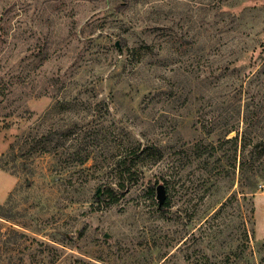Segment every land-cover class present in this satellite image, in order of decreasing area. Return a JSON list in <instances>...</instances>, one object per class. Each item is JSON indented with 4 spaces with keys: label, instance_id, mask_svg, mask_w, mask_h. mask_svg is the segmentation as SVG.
<instances>
[{
    "label": "rangeland",
    "instance_id": "obj_1",
    "mask_svg": "<svg viewBox=\"0 0 264 264\" xmlns=\"http://www.w3.org/2000/svg\"><path fill=\"white\" fill-rule=\"evenodd\" d=\"M233 127L261 149L264 0H0V264H264Z\"/></svg>",
    "mask_w": 264,
    "mask_h": 264
},
{
    "label": "trees",
    "instance_id": "obj_2",
    "mask_svg": "<svg viewBox=\"0 0 264 264\" xmlns=\"http://www.w3.org/2000/svg\"><path fill=\"white\" fill-rule=\"evenodd\" d=\"M48 58V55H44L41 57V60H45ZM247 125V118L244 120ZM231 130H236V133L226 139V140H232L236 144L240 141L241 145V157L239 159L238 167H239V185L240 189H246V192L253 193L255 189H257L258 180L264 179V174L262 175L260 173H256L255 170H250L249 166L253 162H256L257 159L262 158L261 156H264V144L262 145L261 149H258V143L255 141H252L251 138L248 137L247 133L245 131L239 132L238 129H227L226 134H228ZM250 149H247V145L251 144ZM124 154L118 157L114 160L112 164V170L115 173V176L117 177V182L109 183L107 185H103L102 190L100 192V196L102 200H106V204L115 202L118 200L120 196V189L124 188L126 180L133 179L139 177L140 171H138V168H140V164H142L143 159L146 157H153L155 156L156 152L152 147V145H142L140 141L136 142H128V144H125L124 146ZM160 152V151H159ZM161 153V152H160ZM87 157H84L81 162H85V159ZM236 159V155H235ZM262 165H264V159L261 160ZM235 167V164L233 165ZM250 172V173H249ZM163 178V177H162ZM163 189H164V198L161 202V207H168L169 206V197L168 194H165V191H167L168 181L166 179H162ZM114 184V185H112ZM158 183L149 185L147 187V194L153 198L156 195V187ZM1 208V205H0ZM0 217L2 218H9L7 215L2 213L0 211ZM12 233L17 234L18 232L14 229L11 230ZM23 234V233H20Z\"/></svg>",
    "mask_w": 264,
    "mask_h": 264
},
{
    "label": "water",
    "instance_id": "obj_3",
    "mask_svg": "<svg viewBox=\"0 0 264 264\" xmlns=\"http://www.w3.org/2000/svg\"><path fill=\"white\" fill-rule=\"evenodd\" d=\"M156 192H157V194H159V195H163V193H164L163 186L158 185V186L156 187Z\"/></svg>",
    "mask_w": 264,
    "mask_h": 264
}]
</instances>
